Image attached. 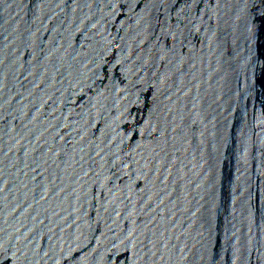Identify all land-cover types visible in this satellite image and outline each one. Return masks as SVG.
<instances>
[{"label":"water","instance_id":"obj_1","mask_svg":"<svg viewBox=\"0 0 264 264\" xmlns=\"http://www.w3.org/2000/svg\"><path fill=\"white\" fill-rule=\"evenodd\" d=\"M0 264H264V0H0Z\"/></svg>","mask_w":264,"mask_h":264}]
</instances>
